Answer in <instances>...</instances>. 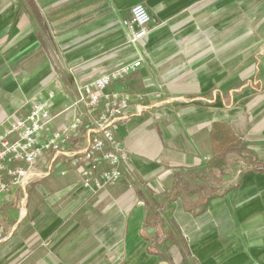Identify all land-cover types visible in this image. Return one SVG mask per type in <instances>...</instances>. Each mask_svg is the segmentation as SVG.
<instances>
[{
  "label": "crops",
  "instance_id": "0c3cea01",
  "mask_svg": "<svg viewBox=\"0 0 264 264\" xmlns=\"http://www.w3.org/2000/svg\"><path fill=\"white\" fill-rule=\"evenodd\" d=\"M138 3L150 32L132 44L124 20ZM140 56L105 89L135 95L116 129L122 179L86 187L67 159L41 157L27 186L0 196V264H264V172L222 187L204 177L215 122L264 161V0H0V132L36 101L52 104L55 128L70 123L79 82ZM89 138L84 128L75 147ZM177 174L217 193H187Z\"/></svg>",
  "mask_w": 264,
  "mask_h": 264
},
{
  "label": "built area",
  "instance_id": "2783aa9c",
  "mask_svg": "<svg viewBox=\"0 0 264 264\" xmlns=\"http://www.w3.org/2000/svg\"><path fill=\"white\" fill-rule=\"evenodd\" d=\"M151 15L138 3L131 16L124 20L132 44L144 41L150 32ZM143 58L119 63L103 73L78 83L75 106L83 112L61 127L55 128V114L48 101H36L24 117L15 118L0 132V196L10 185L27 186L34 177L38 160L46 154L67 159L77 170L86 187L102 189L119 182L129 151L116 134L117 126L129 118L134 94L128 91L105 90L139 70ZM142 100L143 95H138ZM86 128L90 138L85 147H75L77 137ZM68 169H64L65 175ZM139 204H144L139 202ZM7 235L0 230V242Z\"/></svg>",
  "mask_w": 264,
  "mask_h": 264
},
{
  "label": "trees",
  "instance_id": "16d2710c",
  "mask_svg": "<svg viewBox=\"0 0 264 264\" xmlns=\"http://www.w3.org/2000/svg\"><path fill=\"white\" fill-rule=\"evenodd\" d=\"M211 144H212V158H211V174H215L218 180L223 181V175L226 169L233 164L243 163V171L264 172V161L258 159L244 143L243 139L234 131L232 126L227 122H215L211 130ZM242 171V172H243ZM197 175H190L191 180H195ZM179 182H183V188L187 193L203 192L204 197L215 196L217 190L214 188L210 192H206V187H198L196 190H191V182L186 180L185 174H177ZM158 208L162 210V206L158 203L155 196H153ZM147 224L154 229V236L151 243V250L157 252V249L165 242V236L161 232L160 227L163 222L160 217V211L157 208H150L149 218ZM159 251V250H158Z\"/></svg>",
  "mask_w": 264,
  "mask_h": 264
},
{
  "label": "rangeland",
  "instance_id": "374dc122",
  "mask_svg": "<svg viewBox=\"0 0 264 264\" xmlns=\"http://www.w3.org/2000/svg\"><path fill=\"white\" fill-rule=\"evenodd\" d=\"M242 169H244L243 167V163L241 162L240 164H233L231 165L229 168L226 169V172L223 175V181H219L218 177H216V175L214 174H205V178L209 177V181L213 184H219L220 187H222V185L225 183H227L228 181H234L235 178L243 171ZM215 188V187H214ZM217 189V188H216Z\"/></svg>",
  "mask_w": 264,
  "mask_h": 264
}]
</instances>
